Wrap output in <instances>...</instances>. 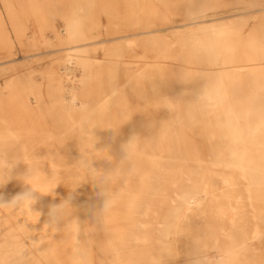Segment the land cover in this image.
Segmentation results:
<instances>
[{
  "label": "rangeland",
  "instance_id": "rangeland-1",
  "mask_svg": "<svg viewBox=\"0 0 264 264\" xmlns=\"http://www.w3.org/2000/svg\"><path fill=\"white\" fill-rule=\"evenodd\" d=\"M0 264H264V0H0Z\"/></svg>",
  "mask_w": 264,
  "mask_h": 264
},
{
  "label": "bare ground",
  "instance_id": "bare-ground-1",
  "mask_svg": "<svg viewBox=\"0 0 264 264\" xmlns=\"http://www.w3.org/2000/svg\"><path fill=\"white\" fill-rule=\"evenodd\" d=\"M203 5V4H202ZM253 9V8H252ZM251 10V9H250ZM200 11V10H199ZM204 11V10H203ZM204 13V12H203ZM200 14V13H199ZM205 14V13H204ZM200 17V16H199ZM73 18V17H72ZM73 20V19H72ZM77 20V19H76ZM76 22H78V21H76ZM77 28V27H76ZM71 32V31H70ZM212 34V33H211ZM72 35V34H71ZM213 35V34H212ZM77 36H79V34L77 35ZM210 37V36H209ZM73 39V38H72ZM205 49V48H204ZM71 57H72V59H71V61H69V62H67L66 63V66H65V70H67V71H71L72 70V68H73V59L76 57V52H73L72 54H71ZM71 73V72H70ZM236 77H237V75H236ZM236 82H237V79H236ZM233 84V83H232ZM246 86V85H245ZM74 87V86H73ZM81 89V88H80ZM232 90V89H231ZM230 90V91H231ZM233 92V91H232ZM74 93H70V95L68 96V99L72 102V104H77L78 102H77V97H76V95H73ZM231 96V95H230ZM245 96V95H244ZM238 97V96H237ZM234 99V98H233ZM232 99V100H233ZM237 99V98H236ZM234 102V101H233ZM247 102V101H246ZM234 104V103H233ZM242 106V105H241ZM236 107V106H235ZM239 108V107H238ZM245 109V108H244ZM240 115V114H239ZM241 116V115H240ZM235 117V116H234ZM239 117V116H238ZM243 117V116H242ZM237 121V128H238V132H239V134H238V138H243V142H244V146H245V149H244V153H243V155L241 156V154H239L240 155V157H241V160H245V158H246V156H247V152H248V149H249V143H250V140H249V138H250V136H249V134H248V132L246 131V129L244 128V126L241 124V122L240 121H238V120H236ZM233 124H234V122H233ZM236 125V124H235ZM249 127V126H248ZM237 130V129H236ZM240 141V140H239ZM235 143V142H234ZM240 144V143H239ZM234 146V145H233ZM251 148V147H250ZM234 152V151H233ZM239 152H240V150H239ZM230 153V152H229ZM242 153V152H241ZM237 155V154H236ZM237 158V157H236ZM240 160V159H239ZM229 163V162H228ZM234 163V162H233ZM242 163H243V161H242ZM231 164V163H230ZM237 164V163H236ZM238 166V165H237ZM234 168V167H233ZM236 168V167H235ZM238 168V167H237ZM242 168H243V165H242ZM244 173V172H243ZM256 177V176H255ZM249 186V185H248ZM251 186V185H250ZM254 186V185H253ZM262 186V185H261ZM248 188V187H247ZM249 190V189H248ZM251 190V189H250ZM190 192V191H189ZM192 193V192H191ZM192 195V194H191ZM32 230V229H31ZM222 230V233H223V235H225L227 232H228V228L227 227H224V228H222L221 229ZM26 235V234H25ZM39 235V234H38ZM230 236V235H229ZM33 240V239H32ZM30 241V240H29ZM30 244V243H29ZM224 246H226V245H224ZM227 248V247H226ZM229 248V247H228ZM220 249V248H219ZM15 252V251H14ZM12 254V253H11ZM22 254V253H21ZM208 254H210V253H208ZM20 255V254H19ZM217 255H219V254H217ZM17 256V255H16ZM15 256V257H16ZM206 256V255H205ZM209 259V258H208ZM212 260V259H211ZM216 260V259H215Z\"/></svg>",
  "mask_w": 264,
  "mask_h": 264
},
{
  "label": "crops",
  "instance_id": "crops-1",
  "mask_svg": "<svg viewBox=\"0 0 264 264\" xmlns=\"http://www.w3.org/2000/svg\"><path fill=\"white\" fill-rule=\"evenodd\" d=\"M29 38H32V36H30ZM70 93H71V92H69L68 96L70 95ZM3 156H4V155H2V157H3Z\"/></svg>",
  "mask_w": 264,
  "mask_h": 264
}]
</instances>
